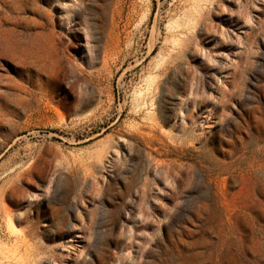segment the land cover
<instances>
[{"label":"rangeland","instance_id":"1","mask_svg":"<svg viewBox=\"0 0 264 264\" xmlns=\"http://www.w3.org/2000/svg\"><path fill=\"white\" fill-rule=\"evenodd\" d=\"M0 264H264V0H0Z\"/></svg>","mask_w":264,"mask_h":264}]
</instances>
